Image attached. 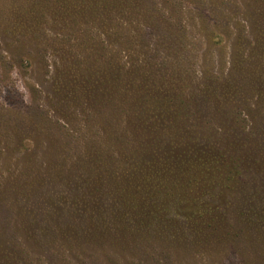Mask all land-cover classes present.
<instances>
[{
	"label": "rangeland",
	"instance_id": "1",
	"mask_svg": "<svg viewBox=\"0 0 264 264\" xmlns=\"http://www.w3.org/2000/svg\"><path fill=\"white\" fill-rule=\"evenodd\" d=\"M10 1L0 0V264H264V223L248 224L250 217L264 218V0H151L143 10L133 13L135 29L129 37L136 43L134 57L153 71L154 85L143 106L153 112L151 102L158 100L163 117H156V123L165 119L163 124L180 127L182 121L179 125L176 111L183 109L189 127L177 138L208 144L236 157L241 163L237 178L241 182L235 184L236 188L219 192V199H205L208 209L225 212L229 236L210 234L206 229L196 231L197 226L189 219L198 212V206L188 203L178 207L182 209L177 212L179 216L174 212L152 215L146 239L143 236L125 242L121 248L111 246L116 242L113 230L106 239H97V244L78 239L81 229L90 227L87 212L74 206L63 213L59 204L65 196L60 190L75 183L80 175L77 166L81 160L96 153L108 161L103 145L106 137L99 128L112 125L122 133L126 116L133 119L120 79L113 84L108 112L93 113L85 99L74 102L71 94L58 98L52 91L54 69L69 59L47 50L44 62L50 74L44 75L43 62L37 55V48L44 46L34 42L20 45L22 41L12 36V25L19 22L12 4L20 5ZM116 25H97L94 45L116 51L122 43L110 37ZM41 35L39 41L62 40L46 28ZM170 41H174V48ZM242 41L250 44L240 58ZM74 42L84 45L82 40ZM22 57L30 58L31 65H21ZM112 65L111 78L113 74L125 75L128 56L113 58ZM125 81L134 82L126 75ZM170 137L174 144V130ZM185 145L174 150L180 154L201 152L192 144ZM112 155L122 166L121 158ZM45 179L54 184L57 192L53 193L62 195L48 197L52 193L44 187L42 201L54 209L55 216H44L52 223L46 232L49 237L44 238L34 226L33 237L28 236L35 215H31L32 209L24 210L21 191L30 193L39 182L47 186ZM145 189L157 202L156 191L162 188L148 185ZM79 191L88 192L79 183L71 194L80 198ZM167 191L174 192L166 189L161 193ZM187 192L192 196L203 193L197 186ZM87 203L91 209L93 204ZM188 210L192 212L189 217Z\"/></svg>",
	"mask_w": 264,
	"mask_h": 264
},
{
	"label": "trees",
	"instance_id": "2",
	"mask_svg": "<svg viewBox=\"0 0 264 264\" xmlns=\"http://www.w3.org/2000/svg\"><path fill=\"white\" fill-rule=\"evenodd\" d=\"M150 1H10L20 5L16 7L15 3L12 4V10L15 11L14 15L19 19L17 25H12V36L17 41H22L20 45L31 46L34 42L37 46H44V49L37 48V55L43 62L44 75L50 74L48 66L44 62L47 50L54 51L69 59L68 63L62 60L63 64L56 66L54 69L53 94L57 95L58 98L71 94L74 98H70L74 99V102H78L77 99L79 98L85 99L91 105L92 112H108L109 105H112L113 84L119 78L121 89L124 90L125 100L127 104H131L129 112L133 119L126 116L127 122L124 130H121L122 133L118 132L112 125H102L99 128L106 137L103 145L107 148L105 156L108 161L102 160L96 153H89L90 157L86 161L81 160L77 166V170L81 173L75 178V183L63 186L60 190L65 195L63 203L59 202L63 213L70 211L74 206L87 212L90 227L81 229L83 233L78 239L93 244L98 243L97 239H106L108 232L111 230L114 231L116 238V242L112 243L111 246L121 248L124 247L125 242L138 241L143 236L146 239L145 235L147 233H145V230L150 226L152 215L160 216L174 212L176 216H179L177 212L182 209H178V207L188 203L198 206L196 208L197 213L192 214L191 210L187 211L189 212L188 217L192 214L189 220L194 226H197L196 231L206 229L210 234L230 235L229 227L227 228L225 223V212L208 209L205 205V199H207V196L212 197L214 200L219 199V192L224 193V189L226 190L228 187L236 188V185L241 182L237 179L241 172V163L233 155L223 153L221 150H214L207 143L208 146H205L195 141L182 142L181 139H178L177 135L184 128L188 129L189 127L184 118L185 114L181 112L183 109L176 111L179 125L182 121L180 127L170 126L169 123L163 124L164 118L160 123H156V117H158L157 120L163 117L160 113V107L157 106L158 100L154 99L151 102V104H154L153 107L150 106L154 109L153 112L143 106L148 90L154 85L151 75L153 71L151 72L146 64L140 63L138 58L134 57L136 55V43L129 37V32L135 29V14L133 13L143 10L144 4ZM21 6H26V8L23 9ZM118 20L121 22L119 23ZM115 22L118 25L112 30L110 37L122 41L117 50L110 52L106 47L94 45V41L97 39L94 34L96 26L101 25L104 28H112ZM156 22L161 23L159 20ZM44 28L48 31H55V34L60 36L62 40L58 39L59 42L54 41L53 43L39 41L42 37L41 31ZM76 40H82L84 45L81 42L75 43ZM169 43L174 48V41ZM249 44L250 41H242L240 55ZM84 46H86L85 50ZM262 48L264 47L262 46ZM123 56H128L129 60L128 68L125 71L126 78L133 79V83L125 81L124 74L118 75V77L113 74L112 78L110 77V74L113 73V58ZM98 58H101V60ZM78 61L83 65L77 63ZM31 62L30 58L22 57L20 64L27 63L31 65ZM97 62L99 63L96 66ZM80 67L85 69L82 70ZM75 71L78 73H75ZM127 87L129 91H127ZM171 110L173 109L171 108ZM172 112L174 116V110ZM86 117H83V123L88 125ZM160 127L162 129L165 127L166 130L159 131ZM173 130L174 144L170 140V133L173 134ZM127 133L130 135L131 140L128 139ZM133 141L135 144L128 146ZM185 144H192L193 149H199L201 152L195 153L189 150L190 152L186 154H180V152L174 150L181 145L186 148ZM174 151L176 154H172ZM113 153L124 162L122 166L119 164L120 161L112 159ZM44 175L46 174L44 173ZM67 180L70 181V178ZM71 180L74 179L71 178ZM45 181H47V186H43L44 182H39L38 186H33L30 193L23 194L24 191H21V200L25 202V204L23 203L24 210L32 209L31 215H35L34 221L29 225L30 232L28 236L33 237V230L31 229L34 226L38 233L41 232L43 236L45 235L44 238L49 237L46 232L52 223H50V219L45 220V218H52L54 209L47 205L44 206L42 201L43 192H46L44 187L49 188L48 192L52 193L48 197L62 195L53 193L57 192L54 184L49 182L48 179H45ZM79 183L86 186L88 190L85 194L84 191H79L80 198L71 194ZM148 185L154 188H162L156 191L159 194L157 202H154L152 197L146 194L145 187ZM196 186L203 193L192 196L187 192L188 189L191 190L192 187ZM205 187L207 189L204 190ZM166 189L174 190V192L169 193L167 191V193L162 194V191ZM110 196L113 198L111 201L107 199ZM50 199L53 200L52 197ZM87 202L93 204L91 209L87 207ZM92 208L95 209V214ZM241 212L243 211L241 210ZM138 216L139 218H137ZM254 218L250 217L248 224L264 223V218L256 216ZM97 233L99 234L97 235ZM79 234L78 231L77 235ZM42 235L39 236L42 237ZM99 235L101 238L98 237ZM50 237L52 238V236ZM64 238H67L66 234H64ZM122 243L123 245H120Z\"/></svg>",
	"mask_w": 264,
	"mask_h": 264
}]
</instances>
